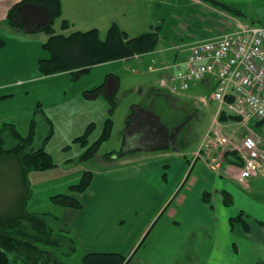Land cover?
Segmentation results:
<instances>
[{"label": "crops", "instance_id": "0c3cea01", "mask_svg": "<svg viewBox=\"0 0 264 264\" xmlns=\"http://www.w3.org/2000/svg\"><path fill=\"white\" fill-rule=\"evenodd\" d=\"M20 1L0 0V28L3 33H8L14 38H21L19 37L21 35L14 33L19 30L9 25L6 17L8 11ZM59 1L61 16L65 17L67 23L74 22L71 14H65L71 8L67 7L64 10L65 3ZM114 1L118 4V13L122 16L123 22L132 23L138 17V22H135L134 26L138 27V24H141L140 28L149 24L146 21L149 5L152 6L154 2L157 5L165 4L162 0ZM25 8L30 11L36 9L35 6ZM131 11L136 12L130 13ZM142 19L143 22H140ZM45 23L44 17L42 19L37 17L32 24L39 28ZM91 25L95 26L93 23ZM134 26L131 27L135 29ZM119 27L122 31L131 29L129 26ZM22 31L28 35L35 33L25 29ZM0 37L5 36L0 32ZM190 42L191 40L186 45L181 44L182 47L179 48L181 52L174 57L162 55L161 58L168 66L184 61ZM135 58L139 57L133 59ZM153 61L157 64L155 59ZM21 63L22 47H11L7 51L5 44L0 51V78L7 79V75L17 72L21 74L24 70ZM168 66L163 64L158 69L151 67V71L173 72L172 69H166ZM107 75L103 83L105 87L100 92L83 93L85 102H96L103 111H106L102 115V124L107 119V112L109 113L107 107V104L110 105L109 99L115 98L119 89L118 78L112 74ZM166 75L164 73L160 76L161 87L148 90V101H152L156 94H161L169 102L173 100L174 107L186 111L189 107L182 106L180 100L165 89ZM198 84L208 91L209 88L212 90L214 81L206 78L194 83L193 86ZM1 87L0 89H4ZM101 97V101L97 102ZM192 100V109L189 108L188 111L194 114L196 120L209 104L214 105L210 96L206 98L196 94ZM81 104L86 106L84 102ZM152 105L154 103L132 104L130 111L134 112L130 114L128 119L130 122L127 121L128 127L126 125V128L131 125V131L128 132L130 145L142 132L147 136L141 141L137 140L135 148L129 150L132 152L123 153L120 157L107 158L105 162L101 161L97 166H91L88 170L92 173L91 183L83 194L78 195L81 208H61L63 211L60 220L69 228L70 237L75 242V256L84 257L89 253L115 254L131 261L130 255L139 251L144 241L153 235L155 242L147 258L138 264H180L184 260H189L184 264L264 262V227L258 224L264 222V173L239 180L242 167L239 152L241 140L247 135L264 140L263 124L252 121L249 127L248 125L242 127L238 119L232 118L237 121L238 127L231 133L229 129L233 124L225 121L228 120L227 117L218 120L217 125L214 123L217 116L216 108L206 134L195 149H190L192 128L187 124L182 130V138L177 139V131L181 127L170 125L160 115H155L151 110ZM131 117H134L133 120ZM88 120L89 122H83L82 125L86 128L93 123L96 130L97 125L93 118ZM215 128L219 135L225 137L227 141L225 144L218 143L215 138L205 140L207 133L212 131L213 134ZM242 128L247 129L240 133ZM168 136L170 139H165ZM81 149L82 154L84 149L82 147ZM224 193L232 198L230 204H225ZM239 214H242V217L233 225L231 219Z\"/></svg>", "mask_w": 264, "mask_h": 264}, {"label": "rangeland", "instance_id": "374dc122", "mask_svg": "<svg viewBox=\"0 0 264 264\" xmlns=\"http://www.w3.org/2000/svg\"><path fill=\"white\" fill-rule=\"evenodd\" d=\"M62 1L65 3L64 10L67 7L72 10H67L65 14H71L75 21L72 23L69 21L66 27L62 26V23L66 21L64 16L60 15L55 18L52 23V30L55 34L68 36L73 32H87L96 29L99 39L104 40L110 26L116 24L118 27L129 26L131 28L124 31L129 38L157 31L158 44L150 55L97 65L78 74L77 77L69 73L44 77L38 71V61L49 58L48 52L43 48L49 38V33L37 31L33 35H28L22 31L24 29H17L19 32L14 33H19L21 38H14L8 33H3L0 28L1 35L5 36L0 39L7 44V51L11 47H22L21 68L24 69L21 74L17 72L7 75V79L0 78V86L4 88L0 89V132L2 126L7 124V126L13 125L22 136H26L34 112H41L53 126V133L46 146V151L55 163V166L49 170L23 172L15 157L0 158V215L2 216L16 214L21 200L30 193V197L25 202V211L32 214H47L60 219L63 208L53 202V196L67 193L68 187L78 184L83 173L90 170L91 166H97L101 161L110 158L108 154L120 152L125 154L135 148L137 140L141 141L147 136L142 132L131 145L129 143L128 132L131 131V125L128 129L126 125L130 114L134 112L130 111L132 104L148 102L151 105L154 103L151 110L155 115H160L165 122L176 127L184 126V118H190V120H185L192 128L189 146L192 145L190 149H195L212 123L217 104L214 101V105L209 104L203 111L204 113L199 114L197 120L194 114H190L188 110L191 108L194 95L209 98L211 88L208 89V92L201 84H198L197 86L192 85L193 87L191 86L192 88L190 87L191 89L187 91L172 90L169 78L173 76V72L151 71V67L158 69L163 64L168 66L166 61L161 58L162 55L174 57L178 52H181L179 48L182 46L180 45H186L189 40L192 43L211 38V35L222 34L227 30L234 31L239 24H264V0H218L237 9L241 13L240 16L226 12L204 0H162L165 4L157 5L154 2L152 6L148 7L147 5L148 18L146 16V21L149 24L141 28V24H138V27L134 26V23L138 22V17L132 23L123 22L122 16L118 13V4H115L114 0H67L68 6H66V0ZM153 6L155 7L153 8ZM135 12L131 11L130 13ZM149 13H151L150 16ZM33 14L41 16L44 11L38 8ZM6 19L8 18L6 17ZM9 25H11L10 22ZM131 26H134L135 29ZM19 57L21 56L19 55ZM168 67L166 69H169ZM164 73L167 74L165 89L180 100L182 106L189 107L186 111L174 107L175 102L173 100L169 102L161 94H156L152 101H148V90L161 87L160 76ZM107 74H112L119 80V89L114 98L115 107L111 114H109L110 106L107 104L109 113L107 112L106 118L110 117L112 120L111 133L109 138L100 144L93 159L81 162L79 160L82 152L81 146L73 143L72 139L81 136L88 126L85 128L82 123L89 122L88 119L93 118L97 126L88 140L90 145L95 142L102 133L104 124V122L102 124V115L106 112L96 102H85L83 93L89 94L102 85L106 81ZM18 81L21 82L16 83ZM3 85H7V87ZM101 99L102 97L97 102H100ZM81 102L89 106L86 107ZM91 103H93L92 106H90ZM223 117H227L228 120L225 121L233 124L229 131L234 132L233 130L238 127L237 121L230 118L231 116L226 112H223ZM37 118V141H39L46 131L42 119H39L41 117L37 116ZM133 118L131 117V120ZM219 118L217 117V122L220 120ZM247 125L249 127L251 123L249 122ZM243 129L247 128H242L240 133L245 132ZM189 133L191 134L190 131ZM4 140L5 147L13 145V140L8 134ZM236 222H232L233 225ZM154 242V236L151 235L144 241V245L139 251L130 255L132 259L128 264H138L147 258ZM75 255L76 253L71 257L60 256V258L63 264H82L80 259L83 256ZM186 261L189 260H184L180 264H184Z\"/></svg>", "mask_w": 264, "mask_h": 264}, {"label": "trees", "instance_id": "16d2710c", "mask_svg": "<svg viewBox=\"0 0 264 264\" xmlns=\"http://www.w3.org/2000/svg\"><path fill=\"white\" fill-rule=\"evenodd\" d=\"M204 1L210 2L226 12H232L236 16L241 14L234 7L221 1ZM27 6H35L36 9L30 11L25 8ZM38 8L44 11L43 15L33 14ZM60 15L59 0H21L9 10L7 15L11 26L16 29H25L31 33L37 31L49 33V38L43 45L44 50L49 54V58L38 61V71L44 77L61 73H69L77 77L78 74L97 65L130 60L136 56L141 57L151 54L158 44L157 31L129 38L116 24L110 26L104 40L99 39L96 29L87 32L77 31L68 36L55 34L52 30V23ZM37 17L45 18L46 23L43 27L36 28L32 24ZM259 25L264 24L260 23ZM62 26L67 27V22L64 21ZM213 36L211 35V37ZM4 47L5 42L0 39V51ZM104 87L105 85L102 84L92 90L91 93L96 94ZM113 101L114 98L109 99L110 114L115 107V101ZM37 116L41 117L39 119H42L46 131V134L39 141H37ZM218 118L222 119L223 113H220ZM230 118L236 119L233 116ZM187 123L188 121H183V125H185L180 128L179 133L183 134L182 130L185 129ZM128 125L129 123L127 127ZM111 129L112 120L108 117L104 121L100 137L91 145L88 137L94 130L93 123L87 126L81 136L73 140V143L79 144L84 149L79 158L81 162L91 160L96 156L100 144L109 138ZM52 133L51 121L39 111L34 112L26 136H22L13 125L7 126V124H4L0 132V158L15 157L23 172L52 169L55 163L46 151ZM7 134L13 140V145L9 147H5L4 138ZM122 155L121 152L108 154L109 157H120ZM22 174L24 175V173ZM91 180L92 173L89 171L84 172L78 184L69 186L65 194L53 196V202L65 208H81L78 195L83 194L88 189ZM22 197L24 198V194ZM29 197L30 193L21 200L16 214L10 216L0 215V264H17L20 262L22 264H63L60 256L71 257L76 250L75 242L70 237L69 228L59 218L25 211V202ZM224 201L225 204H230L232 198L224 193ZM241 217L242 214H239L236 218L231 219V223ZM258 224L264 227V222H258ZM129 261L130 259L115 254L89 253L82 258L81 263L128 264ZM259 264H264V262Z\"/></svg>", "mask_w": 264, "mask_h": 264}, {"label": "built area", "instance_id": "2783aa9c", "mask_svg": "<svg viewBox=\"0 0 264 264\" xmlns=\"http://www.w3.org/2000/svg\"><path fill=\"white\" fill-rule=\"evenodd\" d=\"M172 90L187 91L206 78L214 81L211 100L217 115L226 112L245 127L249 122L264 126V25L239 24L236 30L214 35L189 44L184 61L168 67ZM217 124V123H216ZM215 128L205 140L215 138L225 144V137ZM242 167L239 180L264 173V140L247 135L241 140Z\"/></svg>", "mask_w": 264, "mask_h": 264}, {"label": "flooded vegetation", "instance_id": "af4514ba", "mask_svg": "<svg viewBox=\"0 0 264 264\" xmlns=\"http://www.w3.org/2000/svg\"><path fill=\"white\" fill-rule=\"evenodd\" d=\"M179 132H180V130L177 131V133H178V135H177V139L180 140V139L182 138V135H183V134L180 135ZM165 139H170V136L166 137ZM171 139H173V138H171Z\"/></svg>", "mask_w": 264, "mask_h": 264}]
</instances>
